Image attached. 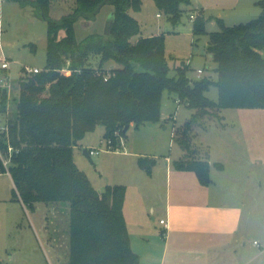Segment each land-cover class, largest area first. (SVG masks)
I'll use <instances>...</instances> for the list:
<instances>
[{
  "label": "trees",
  "instance_id": "trees-1",
  "mask_svg": "<svg viewBox=\"0 0 264 264\" xmlns=\"http://www.w3.org/2000/svg\"><path fill=\"white\" fill-rule=\"evenodd\" d=\"M35 2L48 22L46 65L21 76L16 114L7 115L10 94L0 85V114L7 116L0 129V173H10L13 197L25 205L69 203L67 264H142L124 213L126 184L97 189L77 165L74 145L98 125L105 127V139H115L116 130L126 135L128 124L159 121L166 90L197 109L183 130L188 150L189 130L208 109L264 107V0L258 1L259 16L247 22L227 25L217 17L220 29L210 32L207 45L218 63L215 80H193L188 65L170 74L164 33L134 38L141 23L131 10H141L142 0H75V8L60 18L49 15L51 0ZM189 2L155 0L173 24ZM106 4L114 7L106 32L78 40L76 22L96 18ZM206 22L202 15L195 18L193 34L206 33ZM92 54L100 57L98 67L90 64ZM109 60L120 66L104 68ZM212 84L219 88L218 100L206 95ZM138 163L151 174L156 159L140 156ZM175 165L193 170L204 185L213 181L208 159H179Z\"/></svg>",
  "mask_w": 264,
  "mask_h": 264
},
{
  "label": "rangeland",
  "instance_id": "rangeland-1",
  "mask_svg": "<svg viewBox=\"0 0 264 264\" xmlns=\"http://www.w3.org/2000/svg\"><path fill=\"white\" fill-rule=\"evenodd\" d=\"M258 1L190 0L183 4L179 23L173 24L168 15L159 11L155 0H142L141 10H131L141 23V31L134 38L164 33L166 53L171 65L170 74L174 75L178 67L188 65L187 73L193 80L203 76L215 80L218 77V63L208 51L207 45L210 32L220 29L217 17L223 18L227 25L247 22L261 13ZM75 6V0H51L49 15L60 18ZM113 8V5L106 4L96 18H80L75 24L77 39L82 40L95 32H106ZM38 12L35 0H0V57H7L10 61L7 68H3L0 61V82L3 77L9 76L12 114L17 113L20 80L26 73L23 67L30 65L43 69L46 65L48 22ZM192 13L196 14V18L202 15L207 19L206 33L193 34L195 19H191ZM261 52L264 55V49ZM99 63V55L92 54L90 64L98 67ZM118 66L115 60L104 64L107 69ZM199 68L203 69L200 75ZM206 95L218 100V86L212 84ZM196 111V108L179 102L175 92L166 90L162 99L161 119L147 121L139 127L134 124L126 131V145L123 147L126 153L100 151L90 159L84 153L82 144L92 143L89 146L105 147V127L98 125L79 141L81 144L74 149V159L88 174L93 185L102 190L110 183H123L127 186L126 182L131 184L141 180L139 173L147 177L136 164L137 156L128 154L143 150L157 153L159 159L154 179L158 180L160 196L153 199L155 211L148 212L158 219L159 215L165 213V195L167 187L171 186L164 157L168 154L172 157L170 166L173 171L176 169L175 160L205 159L208 152H212L213 158H222L220 155L216 157L215 151H222L221 137H224L232 143L230 149L233 152H229V155L223 153L228 159L227 170L220 172L218 166L213 165L211 176L224 183L223 188L219 185L217 187L223 191L224 199H228L230 204L244 206L243 218L247 224L242 227V232L246 234L243 238L248 247L244 255L246 259L264 248V107L208 109V112L194 120L189 130L191 150H188L181 141L183 130ZM170 116H175V119ZM2 117L4 115L0 114ZM173 126L176 127L175 137L172 134ZM174 180L175 177H172L173 189ZM13 187L11 176L0 174V264H67L69 203L36 202L32 207L13 197ZM182 192L184 194L179 197L182 204L192 205L195 200L201 199L197 198L199 193L189 181ZM172 197L173 201L177 198ZM196 207L195 212L198 214L206 208L202 203ZM254 239L261 243V247L254 243Z\"/></svg>",
  "mask_w": 264,
  "mask_h": 264
},
{
  "label": "crops",
  "instance_id": "crops-1",
  "mask_svg": "<svg viewBox=\"0 0 264 264\" xmlns=\"http://www.w3.org/2000/svg\"><path fill=\"white\" fill-rule=\"evenodd\" d=\"M9 114H12L10 105L7 115ZM2 118H0V129L6 126L7 121V116ZM167 122L164 123V128H166ZM132 125L134 123H131L130 127ZM104 132L105 129H103ZM221 140L222 151H214L216 157L220 155L222 158H213L212 152H208L205 159H208L212 166L217 162L223 163L222 168L215 166L224 173L227 170L228 159L223 153L229 155L233 149H230L232 143L229 140L224 137H221ZM78 143L74 145V149L81 144ZM89 144H82L85 154L88 149L97 148V146H89ZM120 152L126 153V150L123 149ZM128 155L137 156L136 164L139 168H141L138 163L140 156H150L156 159L151 174L142 169L147 177L139 173L141 180H136L131 184L126 182L128 185L124 213L132 248L140 255L142 264H264V248L254 256L246 259L244 257L245 250L248 248L245 246L246 241L243 238L246 234L242 232V227L247 224L244 223L243 218L245 209L244 206L230 204L228 199L223 198V191L217 187L219 185L223 188L224 183H220L217 178L211 176L212 183L204 185L193 170L180 169L175 165L176 169L173 171L170 166L172 157L170 154L166 155L164 157L167 165L166 173L171 186L167 187V194L165 195V213L162 216L159 215L157 219L148 211H155L153 199L160 196L158 180L154 179L155 166L159 159L158 154L143 150V152ZM0 174L10 175L9 172ZM172 177H175L174 189ZM187 181L199 193L197 198L201 197V199L195 200L196 202H193L192 205L182 204L179 200V197L184 194L182 191ZM172 190H174L173 195ZM172 196L177 198L173 201ZM198 203H202L206 207L200 214L195 212ZM242 203L245 204L244 201ZM161 218L167 219V226L160 222ZM162 238L163 241H161ZM255 241L257 239H254V243ZM257 244L261 247L259 241ZM256 260L257 262H254Z\"/></svg>",
  "mask_w": 264,
  "mask_h": 264
},
{
  "label": "built area",
  "instance_id": "built-area-1",
  "mask_svg": "<svg viewBox=\"0 0 264 264\" xmlns=\"http://www.w3.org/2000/svg\"><path fill=\"white\" fill-rule=\"evenodd\" d=\"M195 18H196V14L192 13L191 14V19H195ZM0 61L2 62L1 65H2L3 68L9 67L10 61L8 60L7 57H0ZM23 68L25 69L24 71H26L27 73H36V72H39L40 70H42V68H40L38 66H30V65H25ZM63 71L65 73H67V74H69L71 72V70H69L68 68H64ZM202 72H203V69L199 68L198 69L199 75ZM9 80H10L9 76H7L6 78L3 77L1 79V82H0V85H2L3 87H6L8 89V91H10V88H11V83H10ZM179 102H181L180 99H179ZM170 118H174L175 119V116H170ZM5 128L6 127L3 126L1 129H5ZM175 129H176V127L173 126V129H172L173 136L175 135ZM125 140H126L125 139V135L119 129V130H116V132H115V139L114 138H106L105 139V147H103V148H95V149H88V152H89L90 156H93L94 154H97L100 151L120 152V151H122L124 149L123 148L124 145H126ZM5 162H7V161H5ZM160 222L162 224H164L165 226L168 225V221H167L166 218H161ZM255 243H257V241H255Z\"/></svg>",
  "mask_w": 264,
  "mask_h": 264
},
{
  "label": "water",
  "instance_id": "water-1",
  "mask_svg": "<svg viewBox=\"0 0 264 264\" xmlns=\"http://www.w3.org/2000/svg\"><path fill=\"white\" fill-rule=\"evenodd\" d=\"M129 127H130V124L126 125L125 131H127L129 129ZM86 154H87V156L90 157V159H92L88 151L86 152Z\"/></svg>",
  "mask_w": 264,
  "mask_h": 264
}]
</instances>
